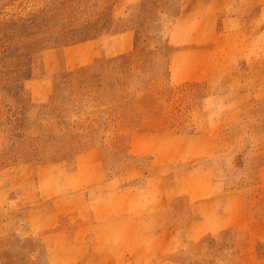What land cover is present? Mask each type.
Masks as SVG:
<instances>
[{
  "label": "rangeland",
  "instance_id": "obj_1",
  "mask_svg": "<svg viewBox=\"0 0 264 264\" xmlns=\"http://www.w3.org/2000/svg\"><path fill=\"white\" fill-rule=\"evenodd\" d=\"M0 264H264V0H0Z\"/></svg>",
  "mask_w": 264,
  "mask_h": 264
}]
</instances>
